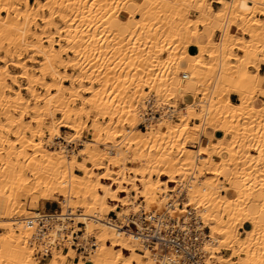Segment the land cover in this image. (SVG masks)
<instances>
[{"label": "bare ground", "instance_id": "bare-ground-1", "mask_svg": "<svg viewBox=\"0 0 264 264\" xmlns=\"http://www.w3.org/2000/svg\"><path fill=\"white\" fill-rule=\"evenodd\" d=\"M214 1L0 0V264H160L159 250L108 217L137 212L140 198L177 217L191 205L208 228V264H264V0ZM177 96L185 107L172 119ZM149 97L165 106L146 120ZM143 121L146 129L135 127ZM84 128L89 139L69 153L63 142ZM186 140L198 148L179 146ZM179 186L186 200L171 209ZM48 200L62 209L41 212L45 232L23 221L39 212L27 203ZM244 221L251 226L241 236ZM93 230L97 240L87 236ZM74 232L80 244L95 238L79 249L85 259L75 256ZM36 236L51 245L47 262L32 257ZM63 236L74 249L57 250ZM221 246L233 253L215 255Z\"/></svg>", "mask_w": 264, "mask_h": 264}, {"label": "built area", "instance_id": "built-area-1", "mask_svg": "<svg viewBox=\"0 0 264 264\" xmlns=\"http://www.w3.org/2000/svg\"><path fill=\"white\" fill-rule=\"evenodd\" d=\"M153 101V97H149L145 101L144 119L146 120L159 117L164 110L165 105L163 103H154ZM167 107L173 109V107ZM144 123L143 121L141 126L144 127ZM185 192L186 188L183 186H179L174 192H169L171 197L166 206L171 209L182 207L183 202L186 200ZM139 200L142 202L138 207L139 210L129 212L122 219L117 218L114 212H110L109 216L113 217L118 227L121 226L127 232L139 237L142 244L150 250L154 252L159 250L161 254H157L160 256L157 262L160 264H208L206 258L209 254L202 250V238H208V228L203 225V220L191 205H186L184 215L177 217L166 213L162 207L145 208L143 199L140 198ZM77 212H80L79 208H77ZM46 216L41 212H37L34 216L24 218L23 221L28 225L38 224L41 231L45 232ZM66 216L71 222V215ZM76 235V232L72 234L73 243L71 244L75 249L83 250L87 245L94 246L95 238L93 236L80 244ZM40 236L35 237L34 254L47 256L51 245L41 243ZM64 238L66 236H63L62 239L56 238V246L62 245ZM168 250H171L172 254H166Z\"/></svg>", "mask_w": 264, "mask_h": 264}, {"label": "rangeland", "instance_id": "rangeland-1", "mask_svg": "<svg viewBox=\"0 0 264 264\" xmlns=\"http://www.w3.org/2000/svg\"><path fill=\"white\" fill-rule=\"evenodd\" d=\"M208 1H212V0H208ZM33 2V0H30V3H32ZM258 6H260V4H258ZM4 13L2 12L0 15H3ZM195 14H196V12L195 11H193V10H189V16H195ZM120 16H123V13H121L120 14ZM256 17H262L258 12H256V15H255ZM56 20V19H55ZM214 26H216V24L214 23L213 24ZM199 27H201L202 29H204V27H202L201 25L199 26ZM211 28L210 27H207L206 28V30L205 31H209ZM233 29V28H232ZM231 29V30H232ZM234 30H235V28H234ZM234 30H232V32L234 31ZM237 31V30H236ZM219 34H220V32L218 31H216L215 32V34L213 35V39L214 40H217L218 38H219ZM234 50V52H239L237 49H235V48H233ZM0 54H3L2 52H0ZM260 55V56H259ZM259 55H258V57H261L263 54L262 53H259ZM63 57H65V58H67L68 57V54L66 53V54H63L62 55ZM262 63V62H261ZM28 64H30V65H33V67H35V66H37V62H35V63H28ZM8 69L10 70V71H12V72H16L18 69L17 68H15V67H13V66H10V64L8 65ZM63 68L62 67H60L59 68V70H62ZM249 69H251V70H253V67H251V66H249ZM67 71L68 72H71L72 70H71V68H67ZM19 81V83H24V81H22V80H20V79H18ZM8 82H10V81H8ZM11 84V86L13 87V88H15V87H17V85H15V84H12V83H10ZM95 84H97V83H95ZM147 90V87H144L143 86V92H144V90ZM149 89V88H148ZM23 91V90H22ZM151 90H149V92H150ZM24 92V91H23ZM148 91L147 92H144L145 94H148L149 93ZM198 92H201V91H199V89H197V94H195L194 96H193V98H192V100H193V103H192V105H193V107L195 108V109H198V104H200V102L198 101V104H197V100H200V98H201V94L200 93H198ZM255 92V93H254ZM253 93L254 94H252L253 95V98L254 99H257L256 97L258 96V92L257 91H254ZM82 95H84V93H82ZM176 101H174V102H176V112H174V114H173V116H172V119H175L176 118V116L180 113V112H182V110L184 109V107H185V102H184V104L183 103H179L180 101H181V99H180V97L179 96H177L176 97ZM79 101L80 100H78L77 101V103H79ZM95 112H91L90 113V116H89V118L86 120V123L88 124L87 126H89L90 125V118L92 117V115L94 114ZM60 116V114L59 113H56L55 114V117H59ZM84 117V116H83ZM83 119H85V117L83 118ZM99 120H101V121H103L104 119H102V118H98ZM137 119L140 121L142 118L141 117H138L137 116ZM0 120H1V118H0ZM155 120L156 119H154L152 122H151V124H154L155 123ZM195 121V120H194ZM147 124H149V123H147ZM135 127H137V128H139V129H146L147 128V125H145V127H139V126H135ZM60 133L63 135V136H68L69 135V133H70V130L68 129V128H66V127H61L60 128ZM89 134H90V130H88L87 128H84V129H82L81 130V136H80V138L78 139V140H75L73 143H68V144H66V143H64L63 142V144L65 145V147H66V149L68 150V152L70 153V151H73V152H75V151H77L78 150V148L79 147H81L82 146V143H83V141L84 140H88L89 139ZM227 137H229V134H227L226 135ZM204 138V137H203ZM46 139V138H45ZM60 140V138H56V139H54V142H55V144L54 145H52V146H48V147H50V148H55V147H57V143H59L58 141ZM182 143H184V144H182ZM181 145H183L184 147H186V148H191V149H193V150H195V149H197L198 148V143L197 142H194V141H185V142H182L181 141V144L179 145V146H181ZM100 146H103V145H100ZM254 150V149H253ZM78 158H80V157H78ZM194 162H196V163H198L199 162V160H195ZM192 170H194V169H192ZM195 171V170H194ZM75 172L76 173H80L79 171H77V170H75ZM26 174H28L27 172H26ZM195 174H196V172H195ZM206 174H208L207 172H206V170H203L202 172H201V178H203L204 176H202V175H206ZM128 175V174H127ZM188 175V174H187ZM197 175V174H196ZM153 176V175H152ZM223 180V178L221 177L220 178V181H222ZM134 191V190H133ZM132 193H134V192H132ZM135 194V193H134ZM139 199H136V201H138ZM48 205V204H50L51 206H52V209L51 210H48V209H46L45 208V205ZM25 208H26V210H28V211H30V214L32 213V214H35V212H37V211H39V212H51V211H53V210H56L57 212H58V210L59 209H62V207H61V203H56V201H54V200H48V201H45L44 202V204H43V208L40 206V204H39V206L37 207V208H31L30 206H29V204L27 203L26 205H25ZM145 208H146V206H145ZM73 211L74 212H77V210H75V209H73ZM110 215V214H109ZM108 215V217H110ZM76 220L75 219H73V226H74V228H75V230H78V228L76 227ZM83 229V227L81 228V230ZM1 230V229H0ZM239 230H240V228H239ZM238 230V231H239ZM91 233V234H90ZM89 234H87V236L89 235H94L95 236V238H96V231L95 230H93L92 232H90ZM240 235L242 236L243 235V232H241L240 233ZM87 236H85V238L87 237ZM88 236V237H89ZM87 237V238H88ZM78 239L79 240H82V238H80V237H78ZM96 240H97V238H96ZM67 244V243H66ZM65 244V245H66ZM60 246V247H58L57 248V250L58 251H61V252H65L66 251V249H68L67 247H71L70 245H69V243H68V245H66V246ZM29 247H31V246H29ZM96 247V246H95ZM71 248H73V247H71ZM31 249H32V252H31V254H32V257H35L37 260H39V261H42V262H47L49 259H50V257H51V255L49 256V255H47V256H38V255H36V254H33V251H34V249H33V247H31ZM74 249V248H73ZM217 251H215L214 253H216L215 255H222V256H228V255H230V254H232L233 252H232V250H229V249H227L226 247H224L223 248V246H221V247H219V248H217L216 249ZM89 251H91V249H89L88 250V252ZM74 252H75V256H77V257H80V258H82V259H85V257H86V255L87 254H85V253H83V252H81L79 249H74ZM212 261H216V258L214 257V255H212ZM71 259V260H70ZM72 257H67L66 258V262L69 264L71 261H72Z\"/></svg>", "mask_w": 264, "mask_h": 264}, {"label": "crops", "instance_id": "crops-1", "mask_svg": "<svg viewBox=\"0 0 264 264\" xmlns=\"http://www.w3.org/2000/svg\"><path fill=\"white\" fill-rule=\"evenodd\" d=\"M217 5H218V4H217L214 0L211 1V6H212V8H217V7H218ZM202 27H204V29H202L201 27H200V28H201L205 33H209L210 30H209V31H205L206 28H207L208 26H202ZM192 39H195V37H193ZM259 73H260V74H264V61H263V62L260 64V66H259ZM229 98H230V101L233 102V103H237V102H238V98H237V95H236L235 93H230ZM257 98H261V96L258 95ZM214 135H215V136H220V135H221V132H220V131H215V132H214ZM222 192L224 193L225 190H222ZM45 208L48 209V210H51V209H52V206H51L50 204H48V205L46 204V205H45ZM250 209H251L252 211H256V208H255L254 206H250ZM250 226H251V224H250L249 222L244 221V222L242 223L241 227H240V231L242 232L243 229H249ZM85 264H89V263L85 261Z\"/></svg>", "mask_w": 264, "mask_h": 264}]
</instances>
